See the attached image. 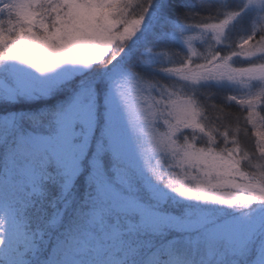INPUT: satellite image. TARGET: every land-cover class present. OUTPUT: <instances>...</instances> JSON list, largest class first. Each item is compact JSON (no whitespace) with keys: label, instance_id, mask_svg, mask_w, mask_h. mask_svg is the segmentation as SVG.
<instances>
[{"label":"snow or ice","instance_id":"obj_1","mask_svg":"<svg viewBox=\"0 0 264 264\" xmlns=\"http://www.w3.org/2000/svg\"><path fill=\"white\" fill-rule=\"evenodd\" d=\"M0 264H264V0H0Z\"/></svg>","mask_w":264,"mask_h":264},{"label":"trees","instance_id":"obj_2","mask_svg":"<svg viewBox=\"0 0 264 264\" xmlns=\"http://www.w3.org/2000/svg\"><path fill=\"white\" fill-rule=\"evenodd\" d=\"M226 111L231 112V113H237L238 112V107L233 102L232 107L229 108V109H226ZM249 135H250V132H249ZM241 138H242V140H245L246 139L243 136ZM253 147H254V145H253Z\"/></svg>","mask_w":264,"mask_h":264},{"label":"rangeland","instance_id":"obj_3","mask_svg":"<svg viewBox=\"0 0 264 264\" xmlns=\"http://www.w3.org/2000/svg\"><path fill=\"white\" fill-rule=\"evenodd\" d=\"M202 50V49H201Z\"/></svg>","mask_w":264,"mask_h":264}]
</instances>
